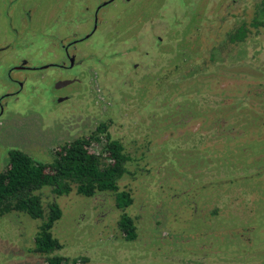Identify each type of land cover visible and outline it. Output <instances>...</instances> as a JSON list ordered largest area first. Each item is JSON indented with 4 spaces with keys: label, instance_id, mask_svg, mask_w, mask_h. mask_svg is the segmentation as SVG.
<instances>
[{
    "label": "rangeland",
    "instance_id": "1",
    "mask_svg": "<svg viewBox=\"0 0 264 264\" xmlns=\"http://www.w3.org/2000/svg\"><path fill=\"white\" fill-rule=\"evenodd\" d=\"M103 1L0 0V90L21 59L66 60L64 46L74 51ZM257 1L115 0L78 42L83 64L16 74L25 88L0 119V171L9 148L51 162L102 123L128 155L119 188L133 197V241L114 193L38 191L63 210L52 229L62 254L86 264H264V28L223 43L249 25ZM66 76L79 80L55 90ZM39 224L0 214V264H45Z\"/></svg>",
    "mask_w": 264,
    "mask_h": 264
},
{
    "label": "trees",
    "instance_id": "2",
    "mask_svg": "<svg viewBox=\"0 0 264 264\" xmlns=\"http://www.w3.org/2000/svg\"><path fill=\"white\" fill-rule=\"evenodd\" d=\"M251 28H264V0L256 2L249 25L234 26L223 43L244 41ZM127 162L124 145L111 136L103 123L90 136L62 144L51 162L37 159L20 148H9L8 162L0 171V214L16 210L40 220L34 237L35 252L45 256V264H86V256L71 258L60 252L62 245L52 229L63 210L55 200L44 205L38 191L48 187L54 194L63 195L76 188L79 194L90 197L99 192L114 193L117 208L123 210L119 228L126 240L133 241L138 236L137 226L125 211L133 203V197L130 191L119 188Z\"/></svg>",
    "mask_w": 264,
    "mask_h": 264
},
{
    "label": "flooded vegetation",
    "instance_id": "3",
    "mask_svg": "<svg viewBox=\"0 0 264 264\" xmlns=\"http://www.w3.org/2000/svg\"><path fill=\"white\" fill-rule=\"evenodd\" d=\"M115 0H107V1H103L101 4H98L95 6L94 9V17L93 19H91L92 21V28L91 31L87 34H85L83 37H79L77 39H74L71 41L70 45L74 47V51H71V48L69 49V47L64 46V57L66 58V60H68L69 65H67L66 60L62 59L60 61H55L53 63L48 64L47 66H43V67H34L33 65L29 64V60H19L20 62L17 63L15 66H13L10 71L8 72L7 75V79H9V81L6 79V82L10 83L9 85H6L7 83H2V88L0 90V119L8 112L7 109H11V107H15L12 106L10 103L12 102V99H16L18 100L20 98V95L22 94V91L25 88V77L23 78V76L16 75L18 72H35L38 69L41 68H48V67H54L57 71V69L60 70H71L73 67L81 65L84 63V56L83 54V50H80L77 48L78 42L89 39L91 35H94L95 32L98 30L99 27V19L101 18L100 21H102V16H100V11L101 9L106 6L108 3L113 2ZM86 12H89L86 9ZM101 23V22H100ZM88 27V26H87ZM7 45V44H6ZM6 45H1L0 46V53H2L4 50L7 49ZM82 48V46H79ZM77 56L79 57V59L77 58ZM15 72V74L13 75V73ZM59 80V81H58ZM77 80H79L78 78H71V77H65V78H60V79H56L57 83L58 82H64V81H72L70 83L64 84L61 87H57V83L54 86L55 90H61L63 87H66L74 82H77ZM5 82V81H4ZM62 99H65V97H58L57 101H61Z\"/></svg>",
    "mask_w": 264,
    "mask_h": 264
},
{
    "label": "water",
    "instance_id": "4",
    "mask_svg": "<svg viewBox=\"0 0 264 264\" xmlns=\"http://www.w3.org/2000/svg\"><path fill=\"white\" fill-rule=\"evenodd\" d=\"M70 82H72V81L58 82V83H57V87L59 88V87H61L62 85L67 84V83H70Z\"/></svg>",
    "mask_w": 264,
    "mask_h": 264
}]
</instances>
